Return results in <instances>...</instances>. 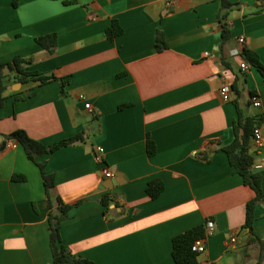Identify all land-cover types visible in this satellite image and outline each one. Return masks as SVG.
Segmentation results:
<instances>
[{
    "label": "crops",
    "instance_id": "0c3cea01",
    "mask_svg": "<svg viewBox=\"0 0 264 264\" xmlns=\"http://www.w3.org/2000/svg\"><path fill=\"white\" fill-rule=\"evenodd\" d=\"M78 1L0 0V62L21 56L31 60L29 69L69 80L66 93L58 80L8 85L0 109V264L52 263L40 167L17 140L4 137L17 129L45 144L85 133V140L38 158L54 175V206L80 202L61 225L75 254L96 264H176L173 237L213 219L201 264H264V201L252 235L243 224L255 191L219 148L234 137L237 104L245 115L264 116V77L244 55L256 52L264 63V0H231L239 5L222 21L228 42L221 0ZM113 19L124 30L110 39ZM158 29L168 43L161 51ZM53 32L58 46L51 53L36 37ZM234 48L239 56L231 55ZM242 58L249 69L241 68ZM224 84L235 85L229 101L220 93ZM260 126L264 131V121ZM16 173L28 179L15 181ZM155 177L165 188L152 198L147 185ZM104 193L113 198L107 211Z\"/></svg>",
    "mask_w": 264,
    "mask_h": 264
},
{
    "label": "trees",
    "instance_id": "16d2710c",
    "mask_svg": "<svg viewBox=\"0 0 264 264\" xmlns=\"http://www.w3.org/2000/svg\"><path fill=\"white\" fill-rule=\"evenodd\" d=\"M17 1V0H16ZM65 4H76L78 0H63ZM239 3L231 0H221V10L219 20L223 24V19L227 17L230 9L237 7ZM222 36L224 42L230 40L229 28L223 24ZM123 27L118 19H113L111 25L106 29L107 36L110 39L115 38L123 32ZM44 48L54 53L58 46V34L47 33L36 37ZM168 47L165 33L158 29L156 33V49L161 51ZM244 55L246 59L261 72L264 77V63L260 60L256 52H251L245 49ZM30 59L21 56H16L11 62H0V109L6 102L8 85L11 82L26 83L30 80L38 81L40 87L51 81L58 80L61 83L63 93H66V84L69 80L65 77L57 76L54 72H41L39 70L29 69ZM235 89V85L232 86ZM35 91V90H34ZM16 97L21 98L22 90L12 91ZM238 118L234 121L232 130L234 137L231 142L220 146V150L226 152L230 164L234 167V172L239 173L246 185L251 186L255 191V196L246 203V218L243 227L248 228L252 235H255L254 221L255 212L259 203L264 201V170L254 171L252 164L256 157V151L252 149V132L256 126H260L264 121L263 115H245L237 104ZM1 135V133H0ZM6 139L17 140L24 148L27 156L32 161L36 162L40 167L43 177L46 193L48 195L49 211V230H50V248L52 251L51 264H96L90 258L75 254L70 247L64 243L61 234L62 223L69 218L71 208L77 206L80 202L64 203L59 200L57 206H54L50 194L51 188L54 186V175L46 172L45 165L38 161V158L53 153L54 151L85 140V133L80 132L76 135L60 139L52 144H45L42 141L30 136L26 130L17 129L11 133L4 134ZM148 154L156 153V143L151 138L147 140ZM203 158L209 160L211 153L205 152ZM15 181H26L28 179L25 174H14L12 177ZM165 188L162 178L155 177L149 180L147 192L152 198H157ZM112 195L109 193L102 194L100 202L107 211ZM207 236L206 224L195 225L177 235L172 239V256L176 264H201L199 255L195 249L197 239Z\"/></svg>",
    "mask_w": 264,
    "mask_h": 264
},
{
    "label": "built area",
    "instance_id": "2783aa9c",
    "mask_svg": "<svg viewBox=\"0 0 264 264\" xmlns=\"http://www.w3.org/2000/svg\"><path fill=\"white\" fill-rule=\"evenodd\" d=\"M238 40L240 43H243L245 41V38L243 36H240ZM230 53L232 56H239L241 54V51L237 48H234L230 51ZM205 54L209 55L210 52L206 51ZM240 65L243 70H247L250 68L249 63L245 58H242ZM220 93L225 101H229L232 99V88L229 84H224L220 88ZM79 97L81 100L85 101V107L87 109L89 110L93 109L91 102L86 101V95L84 93H80ZM251 102L254 106H259L261 104L260 96L258 94H253L251 96ZM251 140H252V149L256 151V155L257 154L262 155V160L257 161L255 159L251 167L254 171H262L264 170V131L261 126H256L253 129ZM103 150L104 148L102 146L97 147V151L102 152ZM104 173L107 177L114 176V173L108 168L104 169ZM214 227H215V221L213 219H208L206 222L207 236H209L213 232ZM206 237L196 240L195 249L197 250V252L203 253L206 251ZM232 241H236L235 236L232 237Z\"/></svg>",
    "mask_w": 264,
    "mask_h": 264
},
{
    "label": "water",
    "instance_id": "95a60500",
    "mask_svg": "<svg viewBox=\"0 0 264 264\" xmlns=\"http://www.w3.org/2000/svg\"><path fill=\"white\" fill-rule=\"evenodd\" d=\"M21 85H22L21 82H17V83H15V84L12 85V86H13L14 89H18V87H20Z\"/></svg>",
    "mask_w": 264,
    "mask_h": 264
}]
</instances>
